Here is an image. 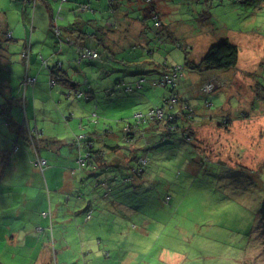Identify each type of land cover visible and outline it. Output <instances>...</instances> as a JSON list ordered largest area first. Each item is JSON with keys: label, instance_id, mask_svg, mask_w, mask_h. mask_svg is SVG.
I'll return each mask as SVG.
<instances>
[{"label": "rangeland", "instance_id": "374dc122", "mask_svg": "<svg viewBox=\"0 0 264 264\" xmlns=\"http://www.w3.org/2000/svg\"><path fill=\"white\" fill-rule=\"evenodd\" d=\"M84 1L91 9L72 10L74 16L97 15L99 24L109 23V27L114 18L126 16L110 0ZM118 1L123 3L122 10L133 6L128 0ZM136 1L134 10L150 9L151 4L145 0ZM9 2H0V16L6 13L10 31L18 22L15 33L22 27V35L0 39V83L10 85L9 92L0 85V145L8 140L10 126L16 122L14 116H19L18 144L22 148L32 146L30 136L37 142L32 132L35 124L38 129L45 127L37 146L40 155L48 161L46 168L64 165L60 163L65 161L64 156L70 162L76 155L67 132L72 127L69 120L81 118L87 122L85 133L97 131V137L116 134L122 147L111 153L110 158L131 159L134 152L135 156L139 154L138 159L146 161L142 165L146 175L125 183L117 179L108 186L109 190L102 184L93 185L90 175L77 178L80 186L75 187L74 193L62 194L60 199L53 198L49 206H44L52 212L54 231L53 235L49 231V236L36 227L31 229L34 220L25 217L32 214L38 220L42 209L37 200L20 204L25 184L10 198L2 196L1 189L0 203L5 205L6 212L1 209L0 221L8 219L11 223L0 226V264H33L36 260L35 255L23 261L19 255L12 257L6 253L3 231L8 233V226L21 228L23 244L38 236L48 242L50 257L44 264H264V0H153L151 7L155 5L160 12L161 25L157 27L145 18L149 20L143 33L121 41L115 47L116 59L105 60L104 64L98 63L102 58L75 61L74 48L65 43L56 51L59 46L51 31L55 21L51 14L46 12L43 18L37 14L40 26L30 32L32 2L19 0L28 4L25 21L20 11L18 14L4 11ZM133 9L130 15L134 17L150 14L146 10L139 16ZM72 25L75 31L81 24ZM30 33L28 71L36 75L37 97L28 88L25 94L30 100L23 111L18 85L25 73V61L20 53L26 48ZM223 37L238 47V63L229 74L207 72V79L201 85L210 92L209 109L203 104L206 94L194 88L191 101L199 106L192 112V124L184 130L192 139H184L186 132L178 128L169 139L157 138L153 147L156 138L150 135L147 145L142 144L141 137L137 142L129 138L122 141L124 122L131 121L136 109L146 107L144 97L148 92L146 87L127 93L121 89L122 84H117L123 78L136 82L140 71L123 72L126 56L133 52L136 61L152 63L161 71L183 63L186 55L199 61L208 47ZM56 58L64 64L62 71L73 74L81 84L87 79L90 88L86 91L92 93V98L86 99L85 95L75 98L74 94L67 97L68 91L60 92L59 83L50 86L45 64L52 66ZM58 69L56 66L57 72ZM252 73L258 74L257 85L250 77ZM229 84L231 87H227ZM153 90L152 102L159 103L161 95L168 94L167 87L155 86ZM17 96L20 103L16 105L13 101ZM140 97L142 102H138ZM122 148L126 150L121 153ZM1 149L6 156L8 146ZM48 149L54 152L53 161L46 154ZM100 160L96 154L91 165L103 168ZM122 162L126 166L129 160ZM44 174H48L47 169L43 174L40 172L42 182ZM43 183L41 192L37 180V196L47 192L48 186ZM53 188L51 185L52 193ZM87 210H91V216L85 221ZM43 223L49 225V219Z\"/></svg>", "mask_w": 264, "mask_h": 264}, {"label": "crops", "instance_id": "0c3cea01", "mask_svg": "<svg viewBox=\"0 0 264 264\" xmlns=\"http://www.w3.org/2000/svg\"><path fill=\"white\" fill-rule=\"evenodd\" d=\"M25 2L28 4L30 2H32V6H33L32 7V16H31V29H30L31 31L37 30V26H40V19L37 20V14L41 16L40 18H43L44 14L46 12H49L50 14H52V13L54 14L60 8H61V15L62 16L60 15V12H59V18L62 17L63 24L66 28H67V26H69L70 23H74L75 25L81 24L80 27H77L78 30H75V31H71V29H70L71 27H69L70 30L65 29L63 31L64 28L62 27V31H63L64 35L69 40H71L72 37H74L76 39L79 38L80 34H82L80 36V39L83 40L87 37L86 36L87 33L85 31V28H88L89 31H92L93 29H95L97 32L96 34L98 36H100V37L104 36L106 38L108 37L110 42L112 40L113 43L111 45L114 48L121 41H126L127 39L131 38L132 35H135L134 29H137V27L139 26V24L135 21H132V17L129 16V13H130L129 10H131L132 7H130L127 10H122L121 8H122L123 4L120 3L121 1L118 2L119 5L116 2L115 6H117L116 8H117L118 12H120V11L125 12L126 16L120 17V18H122L121 21H123V22L121 23V25H118V26H117V24H119L120 21L119 22L117 21V23H116V20L114 18L110 22V25H111L110 27H109V23H107L108 25H104V26L100 25L97 15H95L93 17H88V18L85 17L84 18V17H76L72 14V10L78 11L77 9H81L79 6L80 3H88L87 1H84V0H65V1H60V0H25ZM56 2H57V5H56ZM28 4H25V3L21 4L19 2V0H16V1L11 0V2H9V7L7 9H5L4 11H7L8 14L13 13V12H16L18 14L20 11L21 17H22L23 21H25L27 18L26 15L28 12ZM129 4H133V3H129ZM55 6H56V8H55ZM20 7H21V9H20ZM54 8L56 9V11L54 10ZM5 14L6 13H4V16H2V18L0 16V39H2L6 35L5 34L6 32H10V34H11L10 38H12L13 35H17L18 37L21 36L22 35V33H21L22 29L21 28L22 27L19 29L17 34L15 33L16 27L19 26L18 22H15L14 30H12V31L9 30V27H8L9 22L7 21V17L5 16ZM115 23H116V25H115ZM113 25H115L114 26L115 32H111V30H110V29H113ZM117 27L119 30L117 29ZM82 28H83V31H82ZM76 31H78V32H76ZM79 31H81V33ZM97 35L93 34L89 38V39H91L90 41L98 42L99 40L97 38ZM141 64H142V67L145 66V70L155 72L154 71L155 67H153L154 65H148L145 63H141ZM159 71H160V68L157 67L156 74ZM66 74H67V82L71 83V84L75 83V79H74L75 76L73 74L72 75H69L68 73H66ZM24 75H25V73H24ZM66 84L59 85L60 86L59 89L61 90L60 92L68 91L69 87ZM0 85H2L3 88H5V87H8L9 83L3 82V83H0ZM23 86L21 88L19 86L18 89L22 93L21 101L23 103L22 104L23 105V111H25L26 102L27 101L29 102V100H30V99L27 100V98H26V94H25L26 90H28V88H30L31 92H33L31 95L37 97V93H36L37 87L35 85H32V86L27 85L24 87ZM41 87L42 86H40V88ZM89 88H90V86H89ZM43 89H44V87L41 88V90H43ZM178 89H179L178 91H180L179 92L180 95H182L181 97H182V100L184 102L192 105V107L194 109L198 108V106H199L198 103L194 104L193 101H191L193 95H192V93L190 94V91L193 89L191 88L190 84H188L186 87H183L181 85ZM5 90H6V92H8L9 88L8 89L5 88ZM134 95H136V92L134 93ZM66 96L69 97L70 94L67 93ZM92 96L93 95L91 92L90 93L86 92V98L87 99L92 98ZM42 98H43V100L47 99L46 97H42ZM17 103H20L19 100L17 102H15L16 105H17ZM24 103H25V105H24ZM47 103H48V101H43V104H47ZM14 117H15L16 122L14 123V125L10 126L9 132L7 133L8 140L2 142L0 145V190L3 189L2 196H6V197L10 198V197L14 196L15 193H17L16 189L18 187H22V185L25 184V190L22 192L23 200L20 202V204H28V202L32 203L35 200H37V203L41 202L40 205L42 206V209L40 211L41 216L38 217V220H36V217L33 216L32 214L25 215V217H29L32 220H34V224L32 225L31 229L36 227L37 229H39L42 232L46 231V236H49V231L53 235L52 231H54V229L51 226L52 220H53L52 217L49 218V216H45V215L41 214V212L49 210V209H45L44 206L46 204L49 206V204H51L53 198L58 200V199H60L62 194H66L68 196L72 192L74 193L75 187L78 186V188H79V186H80V183H77L76 179L78 178L80 180L81 178L87 177L89 175H90V179H92V178L94 179L93 185L98 186V184H102V185L106 186L108 189L109 185L113 184L117 179H120V176L118 175V170L123 167L122 166L123 165V162H122L123 159H125V160H130V159L123 158L122 156L119 159H118V157L117 158L116 157L110 158L111 153L115 154L116 151L117 152L119 151L118 147L119 146L122 147L121 143L117 142V140H116L117 139L116 134H114L110 131L111 133H109L108 135H104L102 137L101 136L97 137V131H94L92 133H87L88 136L90 134L92 137L91 136H89V137L94 140V148L92 151L97 150V152L99 154L98 155L99 158L102 159V160H100V162L104 163V165L106 164L105 165L106 168L110 167L109 169H111V170H109V169H103L102 170L100 168L96 169V168H94L93 165H91L90 160L85 161V164L83 166L78 165L77 164L78 148H77L76 144L74 143V135L84 134L86 131L84 126L86 125L85 123H87V122H84L81 118L78 120L76 117H74L72 120H69V122L72 124V127H71V131L68 130L67 132L71 135L72 144L75 145V149H76L75 157L72 160H70V162H68L67 156H64V159L66 158L65 161H63V160L60 161V163L64 164V165H50L47 168H46L47 165L43 166L42 168L38 167L33 162V158L35 156V154H33V142L31 144L32 146H25L24 148H22L18 144V141H19V136H18L19 125L18 124L21 123V118L19 116H14ZM64 117L66 118L67 116H64ZM69 117H70V115L66 118V120H68ZM5 122H8V121L5 120ZM183 122H184L186 127L192 124V121H190V120H184ZM44 130H46L45 127L43 129L42 128L38 129L37 125L35 124L34 128L32 129V132L35 133L36 135L38 134L37 138L42 139L43 134H44ZM4 132H6V130ZM47 132L50 133V130L48 129ZM148 136H149V134H148ZM150 136L155 137V136H152L151 134H150ZM82 139H85V138H82ZM120 139L122 140V137H120ZM30 140H33V138H30ZM15 143L18 144V149L14 153L12 148H13V145H15ZM7 146H8L9 151H8L7 155L5 156L2 153L3 149H1V148H5ZM35 146H36V144H35ZM80 149L83 150L82 144H81ZM123 149L124 148H122L121 153L123 152ZM124 150H126V149H124ZM87 151L88 150H86L82 153L84 154ZM58 153L61 154L62 152L58 151ZM46 154L48 156H50V159L52 161L54 160V152L52 150L48 149ZM4 156H5V158H4ZM124 156H126V154ZM109 162H110V165L108 164ZM130 163L132 164L133 161L130 160L128 164H130ZM45 168L48 170V174H46V175L44 174L45 180L43 182H45V184H47L48 188H47V192L44 195H42V197H40V196H37V180H38V187L40 188V191L41 190L43 191L44 189L42 187H43L44 183L40 180V178H41L40 172L43 174L44 171L46 170ZM77 172H79V173H77ZM73 173L76 174L75 177L73 176ZM98 174H99V177H97ZM100 177H102V178H100ZM51 185H53L55 188V189L53 188L54 193H52L50 191ZM45 195H46V198H45ZM52 195H55V197H52ZM104 195H107V192H105ZM1 209L4 212H6V207L3 203H0V213L2 212ZM47 218L49 219V225L47 223L44 225L43 222H47ZM84 219H85V221L88 220V218L86 219V214L84 215ZM9 223H11L10 220H8V219L3 220L2 222L0 221V226L2 224H9ZM8 228H10L8 233L6 231H3V234L5 236L3 238V240H5V243L7 244L5 251L8 255H12V257L19 255V258L22 259L23 261H25L26 257H28V256L32 257L33 255H35L36 260L33 264H44V262L48 261V259L50 257V250H49V246H48L47 241H43L41 239V237L38 236L37 239L32 237L26 241V244H23V242L20 240L21 237L19 234L21 231V228L18 229L17 226H15V227H9L8 226ZM1 239H2V236H1ZM30 242H33V243H30ZM37 258H39L38 261H37ZM29 259L34 261L33 258H29ZM1 264H4V263H1Z\"/></svg>", "mask_w": 264, "mask_h": 264}, {"label": "trees", "instance_id": "16d2710c", "mask_svg": "<svg viewBox=\"0 0 264 264\" xmlns=\"http://www.w3.org/2000/svg\"><path fill=\"white\" fill-rule=\"evenodd\" d=\"M61 1H64V0H61ZM145 1L151 5L153 3V0H145ZM110 2L114 3V5L117 2V4L119 5L118 2H120V1H118V0L111 1L110 0ZM128 2L133 3L131 10H129L130 13L128 12L129 16L132 17V21H135L139 24L137 29H134L135 30L134 34L136 36L138 33H143L142 31L145 30L149 19H151L152 20L151 22L154 25H156L157 27L161 25V21L159 19V13L160 12L155 7V5H153V7H151V5H149L150 9L148 8L146 10H148V12L150 14H145L144 17L141 18V17H134V16L130 15L133 7L136 8L137 1L136 0H128ZM120 3L123 4L122 2H120ZM79 6L81 9H77V10L81 11V12L91 9L88 3H80ZM60 10H61V8L59 10H57L58 12H56L55 14L52 13L50 15L51 18L55 20L53 22V24H51V31L53 32L54 39L56 38V43L59 46V48H57L56 51H60L62 49V45L65 43L64 45H70L74 48L73 50L76 53L75 61H77V62H81L83 59H97V58L101 59L102 58L101 62H98V63H103V61H105V60L113 62L116 59V57L114 55L115 51H116V49H115L116 46L113 48L111 45L113 43V41L111 40V42H110L108 37L106 38L104 36H101V37L98 36L96 34L97 32L95 29H93L92 31H89L88 28H85V31L87 33L86 34L87 37L83 40L80 39V36L82 34H80L79 38H77V39L74 37H72L71 40L67 39L66 36L64 35L63 31L65 29L68 30L69 27H71L70 28L71 31H73L74 29H73L72 23H70L69 26H67V28L64 26L63 23L60 25V22L63 21V20H58L60 18L57 17ZM146 10H145V8H142L141 10L135 9L134 13L136 14L137 12H139L137 14L140 16L141 14L146 13ZM78 17H81V16H78ZM145 18H149V19L145 20ZM121 20H122V18H120V19L117 18L116 23H117V21L121 22ZM116 23H115V25H116ZM115 25H113V29H110L111 32H115V28H114ZM118 25H121V24L119 23V24H117V26ZM62 27L64 28L63 31H62ZM30 29H31V26H30ZM30 32H31V30H30ZM76 32H78V31H76ZM79 32L81 33V31H79ZM5 34H6L5 35L6 38H10V36H11L10 32H6ZM93 34L97 35V38L99 40L98 42L90 41L91 39H89V38ZM28 38L29 39H28V43L26 45V48H23L22 52L20 53L22 61H25V75L19 83L20 88L23 85L24 86H27V85L32 86L37 81L36 75L31 74L28 71L29 70L28 69L29 68V60H30L29 56H31V46H30V42H29L30 38H31V33L29 34ZM117 45H119V43ZM89 50L95 51L97 53V57H88L86 55H83L86 52H88ZM148 53H150V50L148 51ZM52 55H54V54H52ZM41 57L44 58L43 55H41ZM126 57L125 58H126L127 62H125V61L123 62V64H124L122 67L123 72L126 73L129 69H134L136 71L140 70V71H138V73L136 75V78H135L136 82L135 81L132 82L131 80L125 81L123 78L122 80L118 81L117 84L119 86L122 84V87L125 86L126 84L127 85L130 84V85H133L134 87H136L138 90L145 89L147 87L148 92L146 93V97H144V98H146V101L144 100L145 101L144 105L146 106V108H144L143 110L142 109H136L133 112V114L131 116V123L128 122V124L130 126V128H129L130 130H128V132H126L124 134L125 137H123V135H121L120 137H122V141H126L127 138H129V140H135V142H137L138 137H141L142 138V144H143L145 141V138H147L148 134L149 135L151 134L152 136H155V137L160 138L162 140H166L167 138L169 139L171 137L172 132L175 131L176 129L185 128V124L183 122L184 120L193 121V115H192L190 108H189V110L188 109L187 110L186 109L177 110L176 109L177 106H175V104H173V103L171 106H169V108L167 107L166 98L170 94L176 93V94H179V96H182L179 93L180 91H178L179 90L178 88L181 85L183 87H186L188 84H190L191 88L193 89L190 91V94L192 93V95L194 93V88H196L197 90L199 89V90L203 91V93L206 94V97L204 98L203 104L208 102V106H206V107L209 109L212 105L211 104L209 106V103L211 102L210 98H208L210 92L208 90H206L205 86H204V88H205L204 89L201 85L205 81L204 79H207L206 78L207 72H209V73L214 72L215 74L222 72L225 74H227V73L229 74V71H231V69H233V70L236 69L238 59H239V53H238V47L236 46V44L234 42L232 43L226 37L220 38L218 41H215L214 43H212L208 47V49L205 51V53L203 54V56L201 57V59L199 61H193L189 57V55H186L183 63L174 64V65L167 67L165 70L167 72H169L170 75H171L170 72H172L173 68H175L177 66H180L182 68V69L177 68L176 69L177 70L176 71L177 77H173L174 79H172L171 81H169L167 83L165 82V80L163 81L161 79L163 76L162 70L159 71L157 74H156V69H154L155 72L145 70V66L142 67V64H141V63H145V61H143V62L142 61H136V55L133 52L128 54ZM34 58H36V57H34ZM43 61H48V59H43ZM132 61H136V62L131 63ZM45 65H46L47 69H49V79L48 80H49L50 86H53L55 83H59V85L67 83L66 85H68V87H69L68 91H72V93H70V94H77V92H80L81 97L85 95L84 97L86 98L85 89L88 88L86 85H88V86L90 85V84H88L89 82L87 81V79H85L82 84L79 81H77L76 78H74L75 83H72V84L68 83L66 71L65 70L62 71L64 64L61 60H59V58H56L54 60V64L52 66L48 65V62ZM148 65H152V63L148 64ZM56 66L57 67L59 66L58 72L56 70ZM153 67H155V65ZM148 72H152L153 74H156V75L148 74ZM58 75H61L63 77L61 79H58V77H60ZM257 75L258 74L254 75V73H252L250 76L252 78V81L254 80L255 85H257L259 83L257 78H256ZM28 77H33L34 81L26 82ZM261 77H262V74L260 75L259 79H261ZM224 85H225V82L223 83V86ZM9 86L10 85H8V87H5V88L8 89ZM155 86H161V87H167L168 88V94H166L165 96L161 95V97H160L161 100L159 103L156 101L152 102L153 101L152 91H154L153 89ZM227 87H231V84H229ZM254 88H255V86H254ZM5 92H6V90H5ZM17 98H18V96L15 98L16 101H13V103L17 102ZM180 98L182 100V97H180ZM142 99H143V97H140V100L138 102H142L143 101ZM168 104L170 105L169 99H168ZM157 108L160 109L161 111H163V116L161 118L160 117H151V116L148 117L149 116L148 115L149 110H155ZM136 114H141V115L137 116ZM125 122H127V120ZM162 125H163V128L161 129ZM30 133H32V132H30ZM128 135H130V136H128ZM28 136H30V135H28ZM36 136H38V134ZM29 138H33V137L30 136ZM39 140L40 139L37 138V142ZM31 142H33V154H35L37 156H41L39 153V149H38L36 140L33 139V140H31ZM35 144H36V146H35ZM15 146H16V143H15V145H13V148H12L14 153L18 149L17 148L15 150ZM87 150L90 151L92 149L87 148ZM94 152L98 154L97 151H94ZM134 154H135V152H134ZM134 154L130 160H132L136 164L135 170L134 171L131 170V168L128 166L129 162L127 163L126 166H123L122 168H120L118 170V175L120 176V178L122 179V181L124 183L127 180L132 181L138 177H145V175H146V173L144 172L145 169L142 166L143 164H141L140 160L138 159L139 154H137L136 156ZM41 157H43V156H41ZM34 160H35V156L33 158V162H34ZM46 164H47V161H46ZM104 168L109 169L110 167L106 168V166H104ZM104 168H101V169L103 170ZM109 170H111V169H109ZM48 213H49V215H47V216H49V218H51L52 213L50 211H48Z\"/></svg>", "mask_w": 264, "mask_h": 264}, {"label": "clouds", "instance_id": "9594fccd", "mask_svg": "<svg viewBox=\"0 0 264 264\" xmlns=\"http://www.w3.org/2000/svg\"><path fill=\"white\" fill-rule=\"evenodd\" d=\"M59 10V9H58ZM58 18H59V13H58ZM167 71L165 70V69H162V73L164 74V73H166ZM90 86V85H89ZM89 86L87 85V87L89 88ZM127 87H129V89H127ZM131 87V88H130ZM88 88H86V89H88ZM86 89H85V94H86ZM122 89L125 91V92H127V93H129V91H136V90H138L136 87H134L133 85H130V84H126L125 86H123L122 87ZM67 93H72V91H68ZM70 95H72V94H70ZM75 96H76V98H78V97H81V94L78 96L77 94H74ZM171 95H176V97H177V100L176 101H174V102H171L170 100H169V103H170V105L168 104V99H170V97H171ZM166 101H167V107L169 108V106H171L172 105V103L173 104H175V106H177L176 107V109L177 110H180V109H188L189 110V108H190V110H191V112H195V109H193V107H192V105H190L189 103H186V102H184L183 100H181V98H180V96H179V94H176V93H172V94H170L167 98H166ZM212 103L210 102L209 103V106L211 105ZM205 106H208V102L207 103H205L204 104ZM128 122L129 123H131L130 121H127V122H124V124H123V126H122V135H123V137H125V133H126V131L124 130V127L126 126V125H128L129 126V124H128ZM190 126H185V128L187 129V128H189ZM185 128H182V131H184L185 130ZM124 132V133H123ZM184 132H186V131H184ZM94 134V133H93ZM78 136H80V138L78 139V141H77V137ZM89 136H91L90 134H89ZM88 136V134L86 133H84V134H79V135H74V143L76 144V146H77V148H78V154L77 155H79V153H81V154H83L82 152H84V151H86L87 150V148H89V149H92L93 150V148H94V140L92 139V138H90ZM128 136H130V135H128ZM92 137V136H91ZM149 137V136H148ZM147 137V138H148ZM82 138H85V139H82ZM147 138H145V141H144V143H143V145H147V143H148V141H147ZM154 138H156V140H154V142L155 143H153L152 144V146L151 147H153V146H155L156 145V143H157V137H153V139ZM152 139V140H153ZM160 139V138H159ZM184 139H187V140H191L192 139V137L189 135V134H187V132L184 134ZM160 140H162V139H160ZM128 141V140H127ZM88 142H90V145H88L87 143ZM149 142H153V141H150L149 140ZM81 144H82V148H83V150H81L80 149V147H81ZM17 145V144H16ZM18 146V145H17ZM87 147V148H86ZM92 150H90V151H87L86 153H88V156L86 157V161H88V160H90L91 162L93 161V160H95V158H96V154L97 153H95L94 151H96V150H94V151H92ZM147 152H146V156L149 154V151H148V149L146 150ZM151 152V151H150ZM85 154V153H84ZM44 158V157H43ZM45 159V158H44ZM46 160V159H45ZM139 160H140V162H141V164H143V165H145V163H146V161L144 160V161H142L140 158H139ZM77 164H78V161H77ZM79 165V164H78ZM97 166L99 167L100 166V163H98L97 164ZM105 166V165H104ZM130 168H131V170L132 169H134L135 167H136V164L133 162L132 164L130 163L129 165H128ZM104 168V167H103ZM143 168V167H142ZM105 169V168H104ZM145 169V168H144ZM145 171V170H144Z\"/></svg>", "mask_w": 264, "mask_h": 264}, {"label": "built area", "instance_id": "2783aa9c", "mask_svg": "<svg viewBox=\"0 0 264 264\" xmlns=\"http://www.w3.org/2000/svg\"><path fill=\"white\" fill-rule=\"evenodd\" d=\"M58 12V11H57ZM58 17V16H57ZM83 55H86V56H88V57H97V53L95 52V51H93V50H89L88 52H86L85 54H83ZM177 68H179V69H182L180 66H177V67H175V68H173L172 69V72H170L171 73V75L169 74V72H166V73H164L163 74V76H162V80L164 81L165 80V82L167 83V82H169V81H171L172 79H174L173 77H177L176 76V69ZM181 74V73H180ZM58 76H60V75H58ZM58 79H61V77H58ZM32 81H34V78L33 77H28L27 78V80H26V82H32ZM208 88V87H207ZM207 90V89H206ZM81 93L80 92H77V95L79 96ZM171 102H174V101H176L177 100V97H176V95H171V97H170V99H169ZM137 116H140L141 114H136ZM148 117H162L163 116V111H161L160 109H155V110H149V112H148ZM141 118V117H140ZM139 118V119H140ZM130 128V126H128V125H126L125 127H124V130L126 131V132H128V130H130L129 129ZM80 138V136H78L77 137V141H78V139ZM88 145H90V142H88L87 143ZM18 148V146L16 145L15 146V150ZM88 156V153H85V154H81V153H79V155H78V164L80 165V166H83L84 164H85V161H86V157ZM34 162H35V164L36 165H38L39 167H43L44 165H46V160L43 158V157H41V156H37V155H35V160H34ZM135 170V168L134 169H132V171H134ZM41 214L42 215H45V216H47V215H49V213H48V211H43V212H41ZM91 216V210H88L87 212H86V219L87 218H89Z\"/></svg>", "mask_w": 264, "mask_h": 264}, {"label": "snow or ice", "instance_id": "6c2138e0", "mask_svg": "<svg viewBox=\"0 0 264 264\" xmlns=\"http://www.w3.org/2000/svg\"><path fill=\"white\" fill-rule=\"evenodd\" d=\"M0 2H2V0H0Z\"/></svg>", "mask_w": 264, "mask_h": 264}]
</instances>
